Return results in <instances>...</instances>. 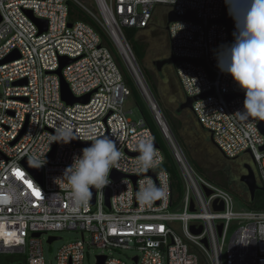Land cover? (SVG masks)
I'll use <instances>...</instances> for the list:
<instances>
[{
    "label": "built area",
    "instance_id": "built-area-1",
    "mask_svg": "<svg viewBox=\"0 0 264 264\" xmlns=\"http://www.w3.org/2000/svg\"><path fill=\"white\" fill-rule=\"evenodd\" d=\"M248 6L249 0H0V61L13 52L19 55L0 65V264H45L43 236L48 240L62 231L80 238L58 248L55 264H84L90 248L100 250L103 264H264V210L242 207L195 171L123 33L124 28L146 30L157 14L166 19L169 12L193 13L199 23L180 21L167 30L171 57L185 59L175 64L178 84L184 97L208 94L192 104L197 125L212 134L213 147L226 158L246 155L264 188V151L259 150L264 136L258 120L235 115L243 110L244 99L226 96L240 88L217 67V51L235 43L243 22L230 28L210 23L224 15L241 20ZM26 11L47 21L45 32L39 34ZM83 17L104 32L116 56ZM60 57L76 59L61 75L74 97L90 94L86 104L70 106L61 99L59 77L52 73ZM189 60H203L213 78ZM122 68L176 168L180 194L164 169L159 145L151 167L145 169L138 160L136 145L142 139L156 141L141 116L130 119L131 111L124 110L131 91ZM19 81L25 84L14 85ZM61 127L72 133L67 143L57 142ZM101 136L111 137L123 156L113 165L108 184L94 188V204L91 197L79 202L64 178L85 148L73 142ZM23 159L42 168L40 183L21 165ZM16 171L24 173L23 179ZM112 172L125 177L114 181ZM147 172H155V178L141 176ZM133 176H139L135 185ZM27 182L43 196H34ZM199 228L200 234H194ZM47 240V245L58 241ZM121 251L136 255L127 263L114 256ZM12 256L20 262L5 261Z\"/></svg>",
    "mask_w": 264,
    "mask_h": 264
},
{
    "label": "clouds",
    "instance_id": "clouds-1",
    "mask_svg": "<svg viewBox=\"0 0 264 264\" xmlns=\"http://www.w3.org/2000/svg\"><path fill=\"white\" fill-rule=\"evenodd\" d=\"M216 59L219 70L230 75L245 94L243 110L235 115L241 120L264 121V0H252L243 30L238 31L234 44L221 46ZM55 136L65 143L72 140L71 131L63 127ZM136 151L142 166L145 169L151 167L157 156L151 139H142L136 145ZM122 156L111 137L93 139L65 169L64 178L71 186L74 199L86 202L92 196L91 189L106 186L113 165ZM37 191L43 196L40 190Z\"/></svg>",
    "mask_w": 264,
    "mask_h": 264
},
{
    "label": "rangeland",
    "instance_id": "rangeland-1",
    "mask_svg": "<svg viewBox=\"0 0 264 264\" xmlns=\"http://www.w3.org/2000/svg\"><path fill=\"white\" fill-rule=\"evenodd\" d=\"M162 16V14L155 15V17L159 19V22L162 21ZM159 22L155 21V23L160 26ZM150 26L146 30L139 31L136 34L137 40L142 42L145 47L143 58L138 64L149 85L150 81L147 79L144 69L151 78L156 88V93L153 92L154 96L171 129L178 138L189 160L196 163L199 171L194 169L200 176L215 185H221L220 183H222V181L229 182L232 192L240 197L246 198L248 194L246 190L242 189V186L239 185L240 182L237 177L238 174L241 173L238 164L242 163H234L233 161L226 160L219 151L213 147L210 141H208L209 135L196 124L194 126L192 121L195 122V120L192 116L190 118L186 114H178L176 111L179 103L182 101V91L174 73L168 72L167 69L159 73L152 65V61L168 55V49H165L163 44L164 39L159 36L163 28L158 27L157 30H154L153 26ZM124 110L126 112L131 111V114L127 115L130 119L137 120L140 116L138 109L133 105L130 98L126 101ZM172 124L176 127L175 131ZM233 178H236V180L233 181ZM236 185L238 188L234 189ZM54 236L59 237L60 240L53 242L51 245L46 244L47 236H43L45 264H55L54 257L58 248L80 238L78 234L72 231L57 232L54 233ZM99 253L100 250L90 248L84 260V264H95V257ZM134 255H136L135 251H121L114 256L129 263V259Z\"/></svg>",
    "mask_w": 264,
    "mask_h": 264
},
{
    "label": "water",
    "instance_id": "water-1",
    "mask_svg": "<svg viewBox=\"0 0 264 264\" xmlns=\"http://www.w3.org/2000/svg\"><path fill=\"white\" fill-rule=\"evenodd\" d=\"M250 7H251V0H249V6H248L247 13H248ZM26 13L28 14L29 18H31L33 20V22L36 24V26L38 27L39 34L46 31V29H47V21L46 20L34 18L32 16L31 11H26ZM244 18H242L241 20H231L224 15L221 19H219L217 21H212L210 23L224 24L228 28H230V26L234 23L243 22ZM180 21H192L195 23H199V21L195 18V16L191 12L187 13L184 16H177L173 12H169V13H167L166 19H165V22H166L165 30L166 31L168 30V27L171 23H176V22H180ZM0 22H1V17H0ZM17 58H19L18 53L13 52L9 56H7L4 60L0 61V65L11 62ZM75 61H76V59H70L67 57H60L58 69L56 71L52 72L53 74H56L59 77L61 99L66 104H68L70 106L77 104V103L86 104L88 102L89 96H90V94H87V95H85L83 97H79V98L74 97L70 92L68 84L66 83V81L63 79V77L61 75L62 69L64 67H66L67 65L75 62ZM181 61H185V59H176V58L169 57L168 59H162V60L156 61L155 67L157 68V70L159 72L161 70V67L164 66L165 64L175 65L177 62H181ZM189 62L192 63L194 66H201L207 70L206 65H205L203 60H189ZM207 72L209 73L210 78L212 79L213 75L208 70H207ZM19 84H25V81H19V82L14 83V85H19ZM206 96H208V94H203V95H199V96H195V97H184V99L182 100V103L179 106V109L180 110L186 109V110L191 112L193 102L200 100ZM236 97L245 99V94L240 89L237 94H232V95L226 96L227 100H231V99L236 98ZM178 112H179V110H178ZM263 123H264V121L258 120V130L264 136ZM59 141H62V140L60 138H58L57 142H59ZM209 141L213 144L212 134H209ZM90 143H92V142H73L74 145L83 146V147H87ZM154 147L158 148V144L156 142L154 143ZM54 148H53V150H54ZM53 150L51 152V156L53 154ZM259 150L264 151V145L262 147H260ZM236 159L237 158H232L231 160H236ZM21 165L31 174V176L33 178H35L39 183L41 182V180H42V168L41 167L34 165L33 163L29 162L26 159H23L21 161ZM241 166L243 168V172L239 176L238 180L244 186L245 190L247 191L249 202H252L254 199L255 193L257 191H263L264 192V188L258 185L254 165L250 159L248 162L241 164ZM110 176L114 181H118V180L125 177L124 175L116 173V172H112ZM141 176H152L153 178H155V172H147ZM138 177L139 176L129 177L132 180L133 185H135V181L137 180ZM95 192H96V190L93 188L92 189V196H91V204H94ZM209 194H210V192L207 191V195H209ZM105 205L109 209V193H108V191H106V194H105ZM214 208L217 210H220V208H218V207H214ZM219 229H221V227H219ZM200 232H201V228L193 231L194 234H200ZM33 236L39 237V234H34ZM54 240H58V238L57 237H49L47 242L52 243ZM202 242L205 243L204 240ZM96 259H97L96 264H103L105 257L104 256H97ZM133 260H134V262H136V258H134Z\"/></svg>",
    "mask_w": 264,
    "mask_h": 264
},
{
    "label": "trees",
    "instance_id": "trees-1",
    "mask_svg": "<svg viewBox=\"0 0 264 264\" xmlns=\"http://www.w3.org/2000/svg\"><path fill=\"white\" fill-rule=\"evenodd\" d=\"M83 21H88V19L86 17H83V19H80ZM99 33L101 39L103 40V43L107 46V48L116 56V52L115 49L112 45V43L110 42V40L108 39V37L104 34V32L102 30H100L96 25H94L93 23L89 22ZM123 33L132 49V52L136 58V60L138 62H140L143 58V54H144V44L140 41L137 40L136 38V34L137 31L134 29H129V28H124L123 29ZM122 73H123V78L127 84V86L130 88L131 91V97L130 99L132 100L133 105L138 109L140 116L147 122L148 126L151 128V130L153 131V135H154V139L157 142V144L159 145L161 151L165 154V158H166V163L164 165V169L166 171H168L169 174H171V176L174 178L175 180V186H176V190L178 192V194H180L181 192V181L179 179L178 173L176 171V168L174 167V165L172 164L168 153L166 152L165 148H164V144L161 141L158 133L156 132V129L154 128V125L152 123V120L146 110V107L144 106L136 88L134 87V85L132 84L130 78L128 77L126 71L122 68ZM144 73L147 76V79L150 81V88L151 90L156 93V88L154 86V84L151 81V78L148 76L147 71L144 69ZM172 127L174 129V131L176 130V127L174 126V124H172ZM192 166L199 171L196 163H194L193 161H191ZM216 184L217 186L225 189L226 191H228L234 198L236 201L239 202V204L244 207L247 208L249 210H254V211H263L264 210V192L263 191H257L254 195V199L252 202H249V198L248 196H246V198L240 197L239 195L235 194L234 192H232L230 190L231 186L229 182L226 181H222V183ZM242 186V189L245 190V188ZM247 192V191H246ZM6 262H20L18 260V258L15 256L12 257H8L6 260Z\"/></svg>",
    "mask_w": 264,
    "mask_h": 264
},
{
    "label": "flooded vegetation",
    "instance_id": "flooded-vegetation-1",
    "mask_svg": "<svg viewBox=\"0 0 264 264\" xmlns=\"http://www.w3.org/2000/svg\"><path fill=\"white\" fill-rule=\"evenodd\" d=\"M162 21H160L159 22V19H157V17H155L154 16V18H153V21H152V23H151V26H153V28H154V30H157V28L158 27H160V28H163V30H162V32H160L159 33V36L160 37H162L163 39H164V41H163V44H164V47H165V49H168V55H166V56H163V57H161L160 59H157V60H154V61H152V65L155 67V62L156 61H158V60H162V59H168L169 57H171V54H170V45H169V38H168V34H167V31L165 30V24H166V22H165V18L162 16V19H161ZM155 21H158L159 23H160V26L159 25H157L156 23H155ZM150 26V27H151ZM164 26V27H163ZM156 68V67H155ZM167 69V71L169 72H171V73H174V75H175V78H176V73H175V65H173V64H165L164 66H162L161 67V70L159 71V73H162V70H166ZM156 70H157V68H156ZM157 72H158V70H157ZM176 80H177V78H176ZM182 91V90H181ZM183 98H184V96H183V93H182V97H181V99L183 100ZM182 103V101L179 103V105H178V108H177V112H178V110H179V114H182V113H184V114H186L188 117H190L191 118V116L193 117V115H192V113L190 112V111H188V110H186V109H179V106H180V104ZM195 120V119H194ZM192 123H194V126H195V124H197L196 122H194V121H192ZM202 130V129H201ZM208 141H209V139H208ZM211 143V142H210ZM212 144V143H211ZM216 149V148H215ZM217 150V149H216ZM220 153V152H219ZM221 154V153H220ZM222 155V154H221ZM223 156V155H222ZM226 160H229V161H233L234 163H236V162H238V163H245V162H248L249 160H248V158H247V156L246 155H242V156H239V157H237V159L236 160H231V159H228V158H226L225 156H223ZM238 166H239V168L241 169V173L243 172V168H242V166H241V164H238ZM239 169V170H240ZM241 173H239L238 174V178H239V176L241 175ZM236 180V178H233V181H235ZM239 181V180H238ZM239 185H242L241 183L239 184ZM244 187V186H243ZM238 188V186L236 185L235 187H234V189H237Z\"/></svg>",
    "mask_w": 264,
    "mask_h": 264
},
{
    "label": "snow or ice",
    "instance_id": "snow-or-ice-1",
    "mask_svg": "<svg viewBox=\"0 0 264 264\" xmlns=\"http://www.w3.org/2000/svg\"><path fill=\"white\" fill-rule=\"evenodd\" d=\"M15 175H16L18 178H21V179H23V177H24V173H23V172H20V171H16V172H15ZM27 186H28V188H30V189L32 190V194H33L34 196H36V197H40V193H39V191H37V190L33 187V185H32L31 182H27ZM9 235H12V234L9 233Z\"/></svg>",
    "mask_w": 264,
    "mask_h": 264
},
{
    "label": "crops",
    "instance_id": "crops-1",
    "mask_svg": "<svg viewBox=\"0 0 264 264\" xmlns=\"http://www.w3.org/2000/svg\"><path fill=\"white\" fill-rule=\"evenodd\" d=\"M142 31H144V30H142ZM179 114V113H178ZM194 118V117H193ZM196 122V121H195ZM197 125V124H196ZM198 126V125H197ZM199 127V126H198ZM200 128V127H199ZM201 129V128H200ZM246 196H248V195H246Z\"/></svg>",
    "mask_w": 264,
    "mask_h": 264
}]
</instances>
